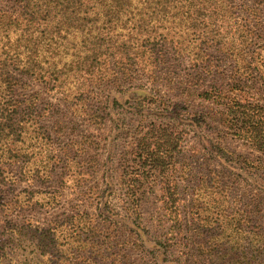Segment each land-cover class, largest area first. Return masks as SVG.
Here are the masks:
<instances>
[{
	"label": "rangeland",
	"instance_id": "rangeland-1",
	"mask_svg": "<svg viewBox=\"0 0 264 264\" xmlns=\"http://www.w3.org/2000/svg\"><path fill=\"white\" fill-rule=\"evenodd\" d=\"M239 3L240 18L248 28L237 31L234 43H244V53L231 57L219 46L211 48L204 58L213 72L207 77L197 76L192 64L172 56V65L165 67L155 82L144 78L141 83L124 84L122 92L103 91L101 95H110L106 105L100 97L91 104L76 99L71 104L73 96L64 92L54 95L33 86V91L41 92L42 124L51 138L37 141L34 128L26 127L23 142L15 145L25 164L1 169L5 180L0 185V252L6 253L5 263L200 264L201 259V264H208L206 250L194 251V243L190 250L192 224L183 216L174 219L172 215L168 192L172 191V162L155 176L147 174L148 168H141L140 184L147 190L140 202V218L130 217L125 209L129 201L124 195V175L139 161L141 139L152 128L172 129L178 124L175 117L185 121L181 157L189 159L193 168L191 177L176 174V185L185 194L206 181L207 185L195 192V202L202 213L200 225L209 218L210 224L204 225H210L211 236L222 232L217 213L223 206L217 201L225 194L223 184L232 188L231 195L237 199L250 203L251 195L257 193L264 202V154L236 136L229 126L234 120L242 126V117L234 112L241 113L236 103L264 109V0ZM245 31H250L248 42ZM227 42L233 41L229 38ZM214 93L221 95L220 105L213 102ZM93 115L96 118L91 120ZM52 146L60 153L50 154ZM52 157L66 159V170L55 167L51 183L30 181L36 166L51 167ZM257 159L259 164L254 161ZM10 172L13 179L8 177ZM62 173L67 175L65 179ZM95 187L104 191L101 199H89ZM241 206L250 212V222L259 221L264 228V203L263 212L258 214L252 213V206ZM52 221L64 225L55 237L46 239L41 233ZM225 235H231L227 246L238 252L240 262L251 264V254L244 260L240 256V247L248 241L236 244L231 227ZM203 238L197 241L204 243ZM223 242V236L216 241L217 245ZM238 260L236 256L232 264Z\"/></svg>",
	"mask_w": 264,
	"mask_h": 264
},
{
	"label": "trees",
	"instance_id": "trees-1",
	"mask_svg": "<svg viewBox=\"0 0 264 264\" xmlns=\"http://www.w3.org/2000/svg\"><path fill=\"white\" fill-rule=\"evenodd\" d=\"M0 2V185L5 180L1 169L25 164L15 145L23 142L26 127L34 128V139L37 141L51 138L42 124L41 92L33 91L34 85L46 92H54V95L64 92V95L73 96L71 104L74 99L91 104L100 97L106 105L110 95H101L103 91L115 89L122 92L124 84L141 83L144 78L147 82H155L161 78L159 73L172 65V56L181 63L192 64L191 68L197 76L207 77L213 72L204 58H208L211 48L219 46L223 53L231 57L242 53L244 43H234V38L237 31L248 28L247 22L240 18V0ZM245 33L248 42L251 40L250 31ZM229 38L233 42L228 45ZM67 96L65 100L70 103ZM214 96L213 102L217 100L220 105L221 95L214 93ZM236 106L241 113L234 112L242 117V126L234 120L230 128L236 136L250 143L255 151L264 154V109L252 104L242 107L236 103ZM94 118V115L90 117L91 120ZM175 121L178 124L172 129L152 128L141 139L137 151L139 161L131 173L124 175V195L129 201L125 208L127 213L130 217L141 216L140 202L147 190L140 184L141 168H148L147 174L155 176L156 173H163L162 168H168L172 162V191L168 189L171 191L168 192L172 199V215L174 219L183 216V220L192 224L190 245L194 243V251L206 250L205 262L208 264H232L236 256L239 258L237 264H247L240 262L242 258L238 252L234 253L233 248L227 246L231 235L225 234L231 227L238 239L236 244L248 241L247 245L240 247L243 260L246 254H251V264H264V228L259 221L250 222V212L241 206H252V213L263 212L264 202L259 194L251 195L250 203H247L243 198L233 197L231 187L221 185L225 194L217 201L223 206L217 213V220L221 223V227L218 226L222 232L211 236L210 225H204L210 224L209 218L205 219L203 226L200 225L202 213L195 202V192L206 186V181L198 182L191 193H180L176 174L177 177L182 174L185 178L189 177L193 168L189 159L181 157L185 148L186 131L183 129L185 125H182L185 121L180 117H175ZM54 134L58 136L57 131ZM56 152L60 153V149L52 146L50 154ZM53 158L51 167L48 164L36 166L30 181L39 182L42 179L44 184L51 183L56 175L55 167L61 166L63 171L66 170V159ZM257 160L254 161L259 164ZM10 174L12 172L8 177L13 179ZM61 176L63 179L67 177L63 173ZM95 191L89 199L103 197L101 188L95 187ZM2 193L0 187V201ZM63 225L52 221L41 235L46 239L55 237ZM204 227L207 230H203ZM221 236L224 242L217 245L216 241ZM203 237L204 243L197 241L204 240ZM92 244H95L94 241ZM221 254L222 257H219ZM5 256L6 253L0 252L1 264H7ZM198 262L204 263L201 259ZM35 264L44 262L38 260Z\"/></svg>",
	"mask_w": 264,
	"mask_h": 264
}]
</instances>
